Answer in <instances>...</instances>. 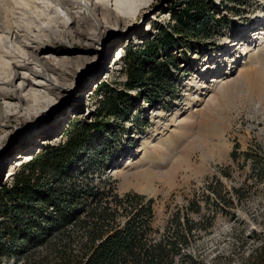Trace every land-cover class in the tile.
<instances>
[{"label":"rangeland","instance_id":"374dc122","mask_svg":"<svg viewBox=\"0 0 264 264\" xmlns=\"http://www.w3.org/2000/svg\"><path fill=\"white\" fill-rule=\"evenodd\" d=\"M68 1L0 0V90L30 80L36 85L23 96L39 97L9 123L0 122V193L26 160L22 155L57 144L71 127L100 121L82 153L84 162L73 167L76 180L153 198L155 239L182 230L175 215L193 220L186 252L199 264H261L264 130L250 126H264V56L257 55L264 47L257 38L264 29V0H212L214 15L202 26V18L194 20L197 36L178 34V45H159L157 60L145 64L146 70L158 65L166 71L163 86L130 89L131 105L118 116L99 114L98 107L126 87L133 58L124 56L158 41L163 29L170 31L187 0ZM118 1L120 18L111 13ZM104 15L112 18L105 25ZM9 22L20 39L8 30ZM40 45L53 49L39 54L42 61L31 59ZM25 58L30 69L13 65ZM219 61L222 68L213 70ZM222 78L224 86L214 81ZM97 85L104 88L96 96ZM37 103L42 106L30 109ZM2 220L0 214L1 226ZM17 263L15 254L0 258V264Z\"/></svg>","mask_w":264,"mask_h":264},{"label":"trees","instance_id":"16d2710c","mask_svg":"<svg viewBox=\"0 0 264 264\" xmlns=\"http://www.w3.org/2000/svg\"><path fill=\"white\" fill-rule=\"evenodd\" d=\"M214 6L212 0H187L170 31L163 29L158 41L148 43L138 54L124 56L129 61L133 58L126 87L104 98L99 114H123L133 100L130 89L163 86L166 71L158 65L146 70L145 64L157 60L159 45L165 50L178 45V34L197 36L194 20L202 18L198 22L202 26L214 15ZM97 86L96 96L104 88ZM99 124L71 127L66 138L21 163L11 185L0 193V214L4 215L0 258L15 254L17 264H199L194 253L186 252L189 234L196 228L193 220L182 221L177 214L174 220L178 226L184 224L182 230L178 227L174 235L155 239L151 236L153 198L138 192L120 195L113 188L101 190L76 180L73 167L84 162L82 153L91 130ZM260 249L263 253L264 243Z\"/></svg>","mask_w":264,"mask_h":264},{"label":"bare ground","instance_id":"6f19581e","mask_svg":"<svg viewBox=\"0 0 264 264\" xmlns=\"http://www.w3.org/2000/svg\"><path fill=\"white\" fill-rule=\"evenodd\" d=\"M7 2H9V0H6ZM60 2H62L63 4H68L69 1L68 0H59ZM97 7H104L102 4H96ZM119 10H121V2L118 1V3L116 4L115 6V9L113 10V12L111 13H115V15H117L116 17L117 18H120V15H119ZM1 8H0V12H1ZM104 20V21H103ZM103 22L101 21V24L103 23V25H105L106 23H110L112 18L110 15H104L103 17ZM86 21H87V18H86ZM7 28L9 31H11V33H13V35H15L16 39H20L21 37V34L20 32H18V30H16L15 26L9 22L7 24ZM27 38L30 39V36L27 34L26 35ZM259 39H264V29H262L260 31V34L259 36L257 37ZM87 39H93L95 40L93 37H87ZM83 40V39H82ZM45 43H49L48 41L44 40ZM238 44V42H237ZM235 44V45H237ZM25 45L29 46L27 43H25ZM48 49H53L52 47H47L45 45H40L38 48H33L32 52L29 53V56L31 59L33 60H36V61H42L43 59L39 57V54L43 51V50H48ZM252 56H254V54H251ZM256 55V54H255ZM258 56L260 57H263L264 56V47L260 50H258V53H257ZM251 56V57H252ZM20 57V56H19ZM16 60V59H15ZM27 60H30V59H27ZM23 61V60H22ZM249 59L246 58V61L244 62L245 63H248ZM46 63L49 65L47 66V68H51L53 70L56 69V66H52L51 63H50V60H47ZM30 63L28 61H26V58H25V61L24 62H19L18 60L14 61L13 62V65L14 66H17V67H22V68H27V69H30ZM222 68V62L219 61L218 65H216V68H214L213 70H216V71H219V69ZM32 70V69H31ZM12 71V69L10 70V72ZM35 75H42L41 72L39 71H34L33 72ZM28 79V77H25ZM214 81H216L218 84L220 85H226L227 84V81H225V79L222 78V80H217L215 79ZM5 82L9 83L11 82L10 80H6ZM34 86L36 85V83L33 81L30 82V80L28 81L27 84L23 85V87L19 88V89H15L13 91H6V90H0V122L2 121H8L9 123V120L8 118L10 119L11 117H13L14 115L20 113L23 109V105H28L30 102H39V97L38 95H29L30 98L27 97V95H24L22 94L23 90H26L27 86ZM242 85V84H241ZM207 87L206 84H203V87L202 88H205ZM55 88L54 87H49V90H54ZM14 103V104H13ZM189 105H191V101L189 102ZM42 105L37 103L35 106L33 107H30V109L32 108H39L41 107ZM6 109H9L11 110V112H7ZM7 112V113H6ZM264 117V116H263ZM182 122V121H181ZM179 123V125H182V123ZM22 157H26V160L29 159L30 157H32L31 154H26V155H22L20 158ZM132 164V163H131Z\"/></svg>","mask_w":264,"mask_h":264},{"label":"built area","instance_id":"2783aa9c","mask_svg":"<svg viewBox=\"0 0 264 264\" xmlns=\"http://www.w3.org/2000/svg\"><path fill=\"white\" fill-rule=\"evenodd\" d=\"M259 123V121H258ZM252 131H256V130H264V126H260V125H252L250 126ZM250 130V129H249ZM263 132V131H262ZM264 133V132H263Z\"/></svg>","mask_w":264,"mask_h":264}]
</instances>
